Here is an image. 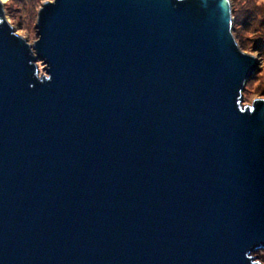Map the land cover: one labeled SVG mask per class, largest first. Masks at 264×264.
I'll return each instance as SVG.
<instances>
[{
    "label": "water",
    "instance_id": "water-1",
    "mask_svg": "<svg viewBox=\"0 0 264 264\" xmlns=\"http://www.w3.org/2000/svg\"><path fill=\"white\" fill-rule=\"evenodd\" d=\"M231 25L228 0H50L30 45L0 2V264H263Z\"/></svg>",
    "mask_w": 264,
    "mask_h": 264
},
{
    "label": "rangeland",
    "instance_id": "rangeland-1",
    "mask_svg": "<svg viewBox=\"0 0 264 264\" xmlns=\"http://www.w3.org/2000/svg\"><path fill=\"white\" fill-rule=\"evenodd\" d=\"M35 1L33 6L29 5L27 6V2L23 3V11L21 14L19 13L20 7L22 5H18L16 1L7 0L5 3H3V10L5 12V15L10 23V25L13 27L16 34L20 35L26 42L30 45L33 44V42L36 40V29L35 24L37 21V14L39 9L41 8L42 4L50 1V0H33ZM230 3V11H231V17H232V25H231V33L235 40L236 45L238 48L251 56H253L255 59L258 60V67L255 71L256 74L253 75L248 81H251V83L247 84L248 81L245 83L244 88L241 93V99H242V105L243 106H250L254 100L256 99H262L264 100V96L262 95V86L264 84V59L260 57L257 53H253L252 51L248 50V44L250 42L246 41V38L254 39V35L248 32V30L243 31L239 27H234V16L232 13L233 6L231 0H228ZM259 1V5H263L264 1ZM13 17V21H12ZM242 31V33L239 32ZM242 37V38H241ZM256 37V36H255ZM241 42L245 45L243 48L241 45ZM39 72L43 73V66L38 63ZM259 88V89H258ZM262 88V90H261ZM256 257L257 261L264 264V251H257L252 254Z\"/></svg>",
    "mask_w": 264,
    "mask_h": 264
},
{
    "label": "trees",
    "instance_id": "trees-1",
    "mask_svg": "<svg viewBox=\"0 0 264 264\" xmlns=\"http://www.w3.org/2000/svg\"><path fill=\"white\" fill-rule=\"evenodd\" d=\"M11 1L14 2L16 1L18 5L20 4L22 5V7H20L19 9L20 14L23 11L22 2H27V6L29 5L33 6L35 2L33 0H11ZM259 1L263 2L264 0H231L233 6L232 13L234 16V23H233L234 27H237L238 29L240 27L241 29H243V31L248 30V32L250 31V33L254 35V39L253 38L245 39L246 41L250 42L248 44V50L252 51L253 53H257L258 55H260L261 58L264 59V4L259 5ZM13 20L14 19L12 17V21ZM240 32L242 33V31ZM241 45L243 48L245 47L243 42H241ZM255 74L256 72L253 75ZM249 83H251V81H248L247 84ZM262 88H261L262 95L264 96V84Z\"/></svg>",
    "mask_w": 264,
    "mask_h": 264
},
{
    "label": "bare ground",
    "instance_id": "bare-ground-1",
    "mask_svg": "<svg viewBox=\"0 0 264 264\" xmlns=\"http://www.w3.org/2000/svg\"><path fill=\"white\" fill-rule=\"evenodd\" d=\"M7 0H0V2L3 4V3H5Z\"/></svg>",
    "mask_w": 264,
    "mask_h": 264
}]
</instances>
